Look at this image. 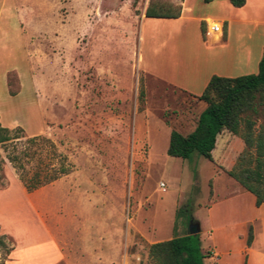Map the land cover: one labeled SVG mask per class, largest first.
Masks as SVG:
<instances>
[{
  "label": "rangeland",
  "instance_id": "rangeland-1",
  "mask_svg": "<svg viewBox=\"0 0 264 264\" xmlns=\"http://www.w3.org/2000/svg\"><path fill=\"white\" fill-rule=\"evenodd\" d=\"M148 2L177 6L170 0H0V39L15 42L19 26L27 51L21 88L16 73L7 75L9 91L20 88L5 111L15 123L9 129L22 130L11 132L18 136L15 153L27 145L24 136H41L47 141L30 147L38 154L20 157L23 172L47 163L68 169L27 193L29 199L13 187L1 197L24 218H0V264L18 241L28 254H15L28 256L27 264H149L148 244L184 233L188 216L204 226L205 210L196 204L206 200L210 165L195 155L200 167L190 157L174 168L178 159L165 154V128L186 131L190 113L195 117L204 103L142 71L151 52L138 24ZM152 68L182 73L162 63ZM260 103L251 118L264 125ZM0 156V190L20 184L1 148Z\"/></svg>",
  "mask_w": 264,
  "mask_h": 264
},
{
  "label": "crops",
  "instance_id": "crops-1",
  "mask_svg": "<svg viewBox=\"0 0 264 264\" xmlns=\"http://www.w3.org/2000/svg\"><path fill=\"white\" fill-rule=\"evenodd\" d=\"M170 2L179 7V15L175 18L145 17L143 12L147 4L139 15V38L142 43L146 42L151 52L150 58L143 62L142 71L145 74L151 77L154 74L188 91L187 95L197 97L212 75L236 77L256 72L258 61L264 51V0H244L239 7H233L228 0H170ZM209 21L221 24L219 35L211 36L206 31V24ZM17 26L18 20L16 28ZM15 34L17 36L15 42L0 39V125L6 128L15 125L14 122L11 123L13 118L8 121L5 111L12 110L14 102L20 97L23 80L20 62L27 54L23 32L19 26ZM13 44L17 48L16 54L12 47L11 49L9 47ZM161 52L166 53L163 58L159 56ZM140 59L142 61V55ZM156 63H162L172 71L180 69L179 72L182 73L176 76L168 72L160 73L152 68ZM11 72L16 73L20 81V88L15 93L10 92L7 85V75ZM204 107L205 103L203 109ZM200 112L198 111L195 117L194 113H190L191 118L185 124L186 131L165 128L167 131L165 150L169 131L174 129L183 135L189 133L193 130ZM243 147L239 135L221 130L215 135L214 145L210 151L211 159L204 158L210 165L207 179L209 190L206 200L196 204V207H203L205 210L204 226L199 219H194L197 220V233L205 264H264V204L256 206L254 196L225 172L233 166ZM195 155L197 154L192 153L190 156L193 158L192 165L200 167L202 163L198 162V157L202 156ZM168 157L178 159V162L173 163L174 168H181L186 161L179 157ZM12 187L13 192L18 190L19 196L29 199L26 195L30 192H26L21 183L15 182L0 190V218L3 223H10L15 216L23 217L22 214L15 213L12 206L8 210L7 202L1 199ZM249 227L251 239L247 245ZM18 243L19 245L9 251L8 258L3 264L28 263L25 260L28 261L29 257L23 256L24 253L28 254L25 245L21 246L22 243L19 241ZM19 251L22 252V257L15 254ZM58 258L59 260L63 258L61 250Z\"/></svg>",
  "mask_w": 264,
  "mask_h": 264
},
{
  "label": "trees",
  "instance_id": "trees-1",
  "mask_svg": "<svg viewBox=\"0 0 264 264\" xmlns=\"http://www.w3.org/2000/svg\"><path fill=\"white\" fill-rule=\"evenodd\" d=\"M233 7H239L244 0H228ZM143 15L145 17L175 18L179 15V7L172 4L157 5L148 2ZM141 93V92H140ZM205 103L204 109L199 113L192 131L183 135L171 129L165 150L167 156L189 159L196 153L210 160V151L214 145L215 135L221 130H227L239 135L244 147L235 159L233 166L225 171L242 188L254 196V204H264V125L259 124L255 129V116L258 106L264 99V51L258 61L255 73L236 77H221L212 75L197 96ZM21 128H6L0 125V148L4 157L15 169L18 179L26 192H31L44 186L68 171L62 164L55 168L47 163L45 166L37 165L27 176L23 172L20 157H33L37 153L31 145L40 140L47 141L41 136L25 137L27 145L23 146L21 153H15L13 140L18 138L11 132L21 133ZM7 143L10 151H6ZM29 144V145H28ZM54 151L53 145L50 143ZM1 161V156H0ZM179 211L175 212L177 215ZM197 225V220L188 216L183 222L186 231L169 239L155 241L148 244L146 258L149 264H205L204 254L200 249L198 233L189 235L187 225ZM251 239V230L248 228L246 244Z\"/></svg>",
  "mask_w": 264,
  "mask_h": 264
},
{
  "label": "built area",
  "instance_id": "built-area-1",
  "mask_svg": "<svg viewBox=\"0 0 264 264\" xmlns=\"http://www.w3.org/2000/svg\"><path fill=\"white\" fill-rule=\"evenodd\" d=\"M206 31L211 35H219L221 33V24L217 21H209L206 24ZM160 187H163L162 183H159Z\"/></svg>",
  "mask_w": 264,
  "mask_h": 264
},
{
  "label": "water",
  "instance_id": "water-1",
  "mask_svg": "<svg viewBox=\"0 0 264 264\" xmlns=\"http://www.w3.org/2000/svg\"><path fill=\"white\" fill-rule=\"evenodd\" d=\"M197 232H198V227H197L196 224L189 223V224L187 225V233H188L189 235H194V234H196Z\"/></svg>",
  "mask_w": 264,
  "mask_h": 264
}]
</instances>
